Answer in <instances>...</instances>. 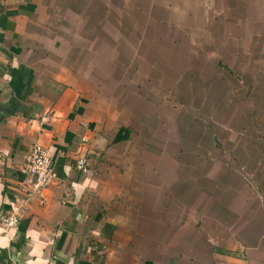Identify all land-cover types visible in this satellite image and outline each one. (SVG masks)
<instances>
[{
    "label": "crops",
    "instance_id": "1",
    "mask_svg": "<svg viewBox=\"0 0 264 264\" xmlns=\"http://www.w3.org/2000/svg\"><path fill=\"white\" fill-rule=\"evenodd\" d=\"M239 2L203 4L229 19L224 6ZM52 4L0 0V217H19L14 227L0 222V264H264V154L248 148L264 143L224 156L212 155V143L208 155L207 142L183 162L182 187L170 176L167 197L154 198L156 188L149 201L144 192L133 213L116 198L120 160L101 153L129 141L130 131L112 133L94 93L79 85L89 81L57 69L74 65L56 53L66 47L61 36L79 51L86 23L65 18L66 0L52 18ZM37 143L50 151L53 177L32 193L25 164ZM82 154L87 174L76 169Z\"/></svg>",
    "mask_w": 264,
    "mask_h": 264
},
{
    "label": "rangeland",
    "instance_id": "2",
    "mask_svg": "<svg viewBox=\"0 0 264 264\" xmlns=\"http://www.w3.org/2000/svg\"><path fill=\"white\" fill-rule=\"evenodd\" d=\"M66 1L65 18L86 25L79 51L61 36L66 47L56 53L74 65L57 69L89 81L79 85L94 93L112 133L129 129V141L101 153L120 160L116 198L133 213L144 192L151 201L157 188L162 202L170 176L182 187L183 162L207 142L208 155L212 143V155L224 156L264 143V0L225 5L229 19L205 11L204 0ZM262 146L248 148L264 154Z\"/></svg>",
    "mask_w": 264,
    "mask_h": 264
},
{
    "label": "built area",
    "instance_id": "3",
    "mask_svg": "<svg viewBox=\"0 0 264 264\" xmlns=\"http://www.w3.org/2000/svg\"><path fill=\"white\" fill-rule=\"evenodd\" d=\"M52 165L49 149L41 144H34L25 164V170L31 177L32 193L40 192L49 185L53 177ZM76 169L84 174L89 172V157L86 154L79 156ZM0 222L5 228L14 227L19 222V217L13 213H5L0 217Z\"/></svg>",
    "mask_w": 264,
    "mask_h": 264
}]
</instances>
